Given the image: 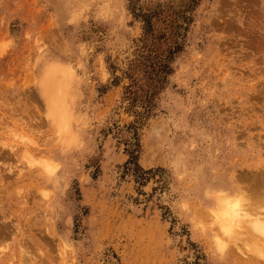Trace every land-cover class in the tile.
I'll return each instance as SVG.
<instances>
[{
    "label": "rangeland",
    "instance_id": "1",
    "mask_svg": "<svg viewBox=\"0 0 264 264\" xmlns=\"http://www.w3.org/2000/svg\"><path fill=\"white\" fill-rule=\"evenodd\" d=\"M263 221L264 0H0V264H264Z\"/></svg>",
    "mask_w": 264,
    "mask_h": 264
},
{
    "label": "bare ground",
    "instance_id": "2",
    "mask_svg": "<svg viewBox=\"0 0 264 264\" xmlns=\"http://www.w3.org/2000/svg\"><path fill=\"white\" fill-rule=\"evenodd\" d=\"M218 202H219V206H218V209L216 211V214H217V217L219 218V220L222 221V223H225V222L235 223V222H238L241 218H244L247 216V214L245 212L246 209L243 210V207H241V205L239 203H237L235 200L230 201L229 199L219 198ZM259 223H260V221H259ZM259 223L256 224V222H255V224H256L255 228L264 233V226L262 224H259ZM230 227L231 226L225 227V231H226L225 233L229 234V236L231 237L230 234L233 233V230H231ZM235 235H237V234H235Z\"/></svg>",
    "mask_w": 264,
    "mask_h": 264
}]
</instances>
